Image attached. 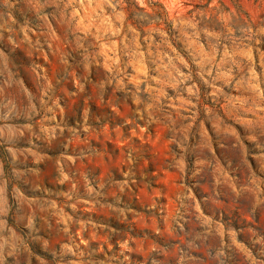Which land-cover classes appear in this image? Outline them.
Listing matches in <instances>:
<instances>
[{
    "label": "rangeland",
    "instance_id": "1",
    "mask_svg": "<svg viewBox=\"0 0 264 264\" xmlns=\"http://www.w3.org/2000/svg\"><path fill=\"white\" fill-rule=\"evenodd\" d=\"M0 264H264V0H0Z\"/></svg>",
    "mask_w": 264,
    "mask_h": 264
}]
</instances>
